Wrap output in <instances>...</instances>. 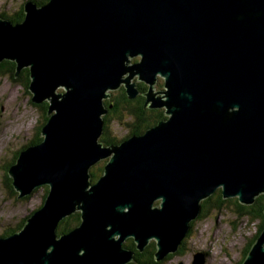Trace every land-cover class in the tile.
Wrapping results in <instances>:
<instances>
[{
  "label": "water",
  "instance_id": "95a60500",
  "mask_svg": "<svg viewBox=\"0 0 264 264\" xmlns=\"http://www.w3.org/2000/svg\"><path fill=\"white\" fill-rule=\"evenodd\" d=\"M23 7L20 22L0 17V63L15 62V76L29 68L30 101L46 102L48 118L8 174L18 198L49 189L19 230L0 237V264H125L134 262L127 238L140 251L154 240L161 260L180 249L200 201L219 187L245 204L264 193V0ZM132 80L166 118L104 145V100L121 86L139 95ZM75 212L79 224L59 231ZM242 264H264V228Z\"/></svg>",
  "mask_w": 264,
  "mask_h": 264
},
{
  "label": "rangeland",
  "instance_id": "374dc122",
  "mask_svg": "<svg viewBox=\"0 0 264 264\" xmlns=\"http://www.w3.org/2000/svg\"><path fill=\"white\" fill-rule=\"evenodd\" d=\"M25 1L0 0V14L8 17L15 15ZM34 1L41 2L42 0ZM132 60L138 61V57H132ZM132 82H137L141 87V81L132 80ZM27 90L22 82H15L0 73V164L3 168L7 162L10 163L13 159L14 153L29 145L37 137L38 129L46 116L47 110L44 112L37 106L38 104L32 103L30 101L31 93L30 91L28 93ZM114 91L116 89L112 90V92ZM152 91L156 95H161L158 92L160 91L158 82L153 85ZM126 118L124 115V120H127ZM108 127L111 134L118 138H123L128 133L125 125L115 120L110 121ZM105 159H100L97 162L101 163ZM3 168H0V232L1 227L4 230L15 227L22 221V218L38 209L47 190L46 185H42L36 190L34 189L28 198H15L14 195H9L6 185H4L5 170ZM218 189L222 191L221 187ZM259 223L258 220L249 222L247 215L239 216L233 212L232 207L229 210L224 207L221 209L210 206L206 215L191 220V231L185 240L184 249L173 253V256L163 264H193L194 254L200 252L203 254L207 252L204 255V264H239ZM126 240L122 242L125 247L127 246Z\"/></svg>",
  "mask_w": 264,
  "mask_h": 264
},
{
  "label": "trees",
  "instance_id": "16d2710c",
  "mask_svg": "<svg viewBox=\"0 0 264 264\" xmlns=\"http://www.w3.org/2000/svg\"><path fill=\"white\" fill-rule=\"evenodd\" d=\"M34 1V0H33ZM48 0H42L41 2H37V5L44 4ZM0 17L7 18L11 21L20 22L24 18V7L23 4L19 8V10L16 12L15 15L8 17L4 14H0ZM0 73H2L5 76H8V78L12 79L15 82H22L23 85H25L26 89H28V85L30 82V72L29 68H23L20 70L19 74L15 76V62L4 60L0 63ZM15 76V77H14ZM146 85H142L143 91H145ZM120 90L117 91V93H113L110 98H107L104 100L105 105L107 106V114L103 116L104 118V125H103V131L99 138L100 141H102L104 144H111V143H118L121 140L125 139L126 137L130 135H138L142 134L147 128L154 126L158 121L165 119V113L163 109H148L144 108V97L142 94V97L138 96L135 98V101H132L128 98H126L125 91L123 87L121 86L119 88ZM29 93V90H27ZM116 92V91H114ZM121 94V95H120ZM125 95V96H124ZM132 102H134V106L132 105ZM143 103V104H142ZM36 105V104H35ZM111 105V106H110ZM132 105V107L130 106ZM37 106H39L41 109L44 110V112L47 110L46 103H40ZM124 115L127 117V120H124ZM44 121L41 124V126L46 122L47 120V114L44 116ZM115 120L118 123L124 124L125 128L128 130V133L123 136V138H118L115 135L111 134V131L108 127L110 121L112 122ZM124 121V122H122ZM41 126L38 129L37 137L30 142V144H36L42 140V137L40 135L41 132ZM20 152V151H19ZM19 152L14 153L13 159L8 162L7 165L4 166V175L3 179H5V184L7 190L9 191V195H14L15 198L17 197L18 192L13 188L12 186V179L8 174V168L11 164H13L16 160V158L19 155ZM105 160H102L101 163L97 162L95 165L91 167V181H96L103 173V167L105 165ZM46 193L44 195V198L40 204L39 207H41L45 201V197L48 193V186L46 185ZM39 188V187H38ZM37 188H35L36 190ZM18 198V197H17ZM28 198L27 196L21 197V199ZM231 204V205H228ZM200 213L198 217H202L207 214L209 211L210 206L220 207L221 209L230 208L232 207L233 212L238 214L239 216L247 215L249 218V222L258 220L260 223L258 224V228L252 239L249 241L248 246L246 247L245 252L243 253L242 259L239 261V264H242V261L246 257L249 249L252 246V243L255 241V239L259 236L260 232L264 228V193L258 195L252 204L245 205L240 203L237 197H230V198H223L221 190L216 189L211 195L207 196L206 198L202 199L200 201ZM31 214V213H30ZM28 216L22 218V221L17 224L15 227H12L9 229V234L12 232L19 230L23 224L25 219ZM80 222L79 212H75L73 214H70L69 216H66L65 218L61 219L58 224V230L60 231H68L69 229L75 227ZM192 226V224L190 223ZM191 229L187 232L185 237L182 239V245L178 252L182 251L185 247V240L188 238V235L190 234ZM126 247L131 249L134 252V262H131L129 264H163L164 261L171 258L173 256V253H169L167 256H165L161 260H156L155 258V241L151 240L144 248L143 251H140L136 248V244L133 240V238H127L126 240ZM125 246V245H124ZM176 252V253H178Z\"/></svg>",
  "mask_w": 264,
  "mask_h": 264
},
{
  "label": "flooded vegetation",
  "instance_id": "af4514ba",
  "mask_svg": "<svg viewBox=\"0 0 264 264\" xmlns=\"http://www.w3.org/2000/svg\"><path fill=\"white\" fill-rule=\"evenodd\" d=\"M158 79H160V77H158ZM158 79H157V82H159L158 81ZM139 89H140V91H141V93L139 94V95H137L136 97H128L127 95H126V98H128V99H130V100H132V101H135V98H137L138 96H140V97H142V94L144 93V92H147L146 90L145 91H143V89L139 86ZM118 90H120V89H117L116 90V92H112V94L113 93H117V91ZM118 94V93H117ZM126 94V93H125ZM121 95V94H120ZM125 96V95H124ZM111 97V96H110ZM109 97V98H110ZM46 103V102H45ZM143 104V103H142ZM132 105L134 106L135 104H134V102H132ZM132 105H130L131 107H132ZM111 106V105H110ZM46 107H47V103H46ZM107 107V106H106ZM135 107V106H134ZM144 108H148V109H160V108H151V107H149L148 105H146V98L144 99ZM47 109V108H46ZM162 109V108H161ZM107 110H108V108H107ZM164 113H165V110H164ZM106 114H107V112H106ZM104 116V115H103ZM126 135V134H125ZM105 162V161H104ZM7 164H8V162H7ZM6 164V165H7ZM0 168H3L2 166H1V164H0ZM3 181L5 182V179H3ZM9 229H11V228H7V229H5L4 230V228L3 227H1V232H0V237H2V236H8V235H10L9 234ZM13 233V232H12ZM128 248V247H127ZM178 252V251H177ZM206 254H207V252H205ZM168 260V259H167ZM164 262H166V261H164Z\"/></svg>",
  "mask_w": 264,
  "mask_h": 264
},
{
  "label": "bare ground",
  "instance_id": "6f19581e",
  "mask_svg": "<svg viewBox=\"0 0 264 264\" xmlns=\"http://www.w3.org/2000/svg\"><path fill=\"white\" fill-rule=\"evenodd\" d=\"M154 85V84H153ZM153 85L151 86V94L153 95L152 97H153V99L155 98V99H157V97H156V93H154L153 91H152V88H153ZM158 92H160V91H158ZM157 92V93H158ZM147 93H150V91L149 92H147ZM152 101V100H151ZM104 144V143H103ZM104 145H108V144H104ZM110 145V144H109ZM260 195V194H259ZM255 200V199H254ZM259 237V236H258ZM258 237H257V239H258ZM256 239V240H257ZM203 264H204V261L202 262Z\"/></svg>",
  "mask_w": 264,
  "mask_h": 264
}]
</instances>
